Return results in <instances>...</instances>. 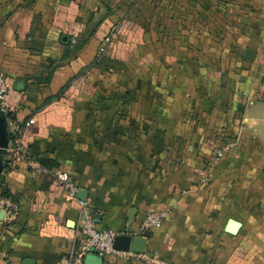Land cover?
<instances>
[{
  "label": "crops",
  "instance_id": "0c3cea01",
  "mask_svg": "<svg viewBox=\"0 0 264 264\" xmlns=\"http://www.w3.org/2000/svg\"><path fill=\"white\" fill-rule=\"evenodd\" d=\"M0 71V213L17 203L0 219V264H68L80 191L121 234L166 210L144 253L264 264V0H0ZM253 139L256 179L218 166Z\"/></svg>",
  "mask_w": 264,
  "mask_h": 264
},
{
  "label": "built area",
  "instance_id": "2783aa9c",
  "mask_svg": "<svg viewBox=\"0 0 264 264\" xmlns=\"http://www.w3.org/2000/svg\"><path fill=\"white\" fill-rule=\"evenodd\" d=\"M8 90L9 81L6 75L0 71V103L5 98ZM29 122H33V119H30ZM221 154L222 151L219 152V155ZM26 157L28 156L26 155ZM56 179L69 189L71 198L76 197L78 187L74 184L68 173L58 172L56 174ZM80 204L81 216L75 226V244L73 245L72 255L68 264H83L86 256L89 254H96L102 258L115 255L127 259H142L146 264H173L155 251L138 253L131 250L116 248V237L121 233L114 228L99 227L94 219V212L89 207L86 200H81ZM2 205L10 214H13L17 210V203L10 199H4ZM167 215L168 212L166 210L148 212L141 223L140 233L142 234L146 230L154 229L165 220Z\"/></svg>",
  "mask_w": 264,
  "mask_h": 264
},
{
  "label": "water",
  "instance_id": "95a60500",
  "mask_svg": "<svg viewBox=\"0 0 264 264\" xmlns=\"http://www.w3.org/2000/svg\"><path fill=\"white\" fill-rule=\"evenodd\" d=\"M255 50L248 49L245 57L247 59L254 58ZM8 145V129H7V118L3 111L0 109V173L3 169V158L2 154L6 152ZM85 191H80L81 199L87 200L86 195L83 196ZM6 210H2L0 213V219L4 217ZM97 215L94 216L95 221ZM151 235V230H146L140 236H133L129 233H122L116 237L115 246L121 250H131L138 253L145 252L146 240Z\"/></svg>",
  "mask_w": 264,
  "mask_h": 264
},
{
  "label": "rangeland",
  "instance_id": "374dc122",
  "mask_svg": "<svg viewBox=\"0 0 264 264\" xmlns=\"http://www.w3.org/2000/svg\"><path fill=\"white\" fill-rule=\"evenodd\" d=\"M220 18V17H219ZM221 19V18H220ZM177 30V29H176ZM243 131L246 132H255V130L253 129V127L249 124H244L243 126ZM242 144H245V151L247 152H237L238 147L239 150L242 149ZM246 144H249L246 145ZM254 145H257V141L255 139L253 140H241L239 141V144L235 143L233 146L234 152L229 151L226 154L224 150H222V154L218 155V157H220V161L218 163L219 167H224L226 166V164L231 163L233 166V173L235 174V178L237 179V175H241L239 168H241L244 165V174H246L245 170L249 169V173H250V178L251 180L256 179L257 177H253V174L256 172V164H257V157L256 155L254 156L253 154H255V150L253 148H256ZM249 161V163H248ZM246 163V164H245ZM256 174V173H255ZM241 178L239 177L238 180H240ZM257 184H251V188L250 191L252 192L253 190L257 189L256 187ZM92 255V254H90Z\"/></svg>",
  "mask_w": 264,
  "mask_h": 264
},
{
  "label": "trees",
  "instance_id": "16d2710c",
  "mask_svg": "<svg viewBox=\"0 0 264 264\" xmlns=\"http://www.w3.org/2000/svg\"><path fill=\"white\" fill-rule=\"evenodd\" d=\"M5 192H3V194H4Z\"/></svg>",
  "mask_w": 264,
  "mask_h": 264
}]
</instances>
